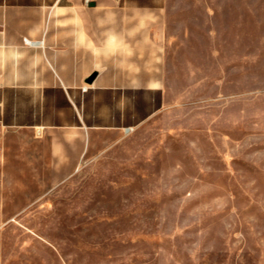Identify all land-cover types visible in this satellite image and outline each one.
<instances>
[{
  "label": "rangeland",
  "instance_id": "obj_1",
  "mask_svg": "<svg viewBox=\"0 0 264 264\" xmlns=\"http://www.w3.org/2000/svg\"><path fill=\"white\" fill-rule=\"evenodd\" d=\"M89 2L77 20L92 24L93 59L104 63L118 50L100 28L120 17ZM118 2L139 14L141 90L115 129L99 127L95 105L93 128H69L67 99L56 97L68 2L9 13L6 25L18 14L46 33L24 48L0 43V125L8 90L21 89L9 75L42 77L54 93L45 113L58 110L56 186L0 227V264H264V0ZM98 66L86 82L112 78L113 65Z\"/></svg>",
  "mask_w": 264,
  "mask_h": 264
},
{
  "label": "crops",
  "instance_id": "obj_2",
  "mask_svg": "<svg viewBox=\"0 0 264 264\" xmlns=\"http://www.w3.org/2000/svg\"><path fill=\"white\" fill-rule=\"evenodd\" d=\"M61 1L68 2L65 9L72 13L70 16L74 22L63 28L57 27L58 32L64 29V33L67 32L69 36L56 44V97L67 99L68 126L72 129L93 128V109L90 108L95 105L99 120L104 122L99 127L119 128L123 125L125 98L134 96L141 90L140 52L135 51L142 46L141 26L134 23V20L130 21V18L139 17V14L136 15L138 12L115 9V5H121L118 2L120 0L96 2L106 8L104 11L108 17H120L116 24H108L106 29L100 28L107 33L108 41L105 42L108 47L118 50L117 56L104 58V63L99 58L96 61L93 59L92 24L87 19L83 24L77 20V14L82 16V12L93 7L90 2L85 3L86 0H0V43L5 48H24L28 44L24 38L39 39L46 33L44 24L33 22L30 25V20L24 18L23 14V18L15 14L14 23L6 25L11 11L44 9L47 5H52V2H59L56 5V10L59 11L62 8ZM111 38L116 40L113 42ZM31 45L41 47L43 41H33ZM130 49L133 51H124ZM106 63L114 66L108 71L112 78L102 79L100 75L91 83L86 82V78L99 67L98 64ZM51 65L55 70V63L51 62ZM147 73L154 74L155 71ZM9 76L21 89L8 90L12 99L3 114L5 124L0 125V227L12 224L14 216L21 214L22 210L43 207L46 193L56 186L58 110L46 115L43 98L54 93L38 87L43 78L38 75L28 76V71L11 73ZM48 76L49 79H54L55 74ZM148 77L150 78V74ZM149 85L150 81L147 87ZM153 85L158 86L156 80ZM47 120H51V123L46 124Z\"/></svg>",
  "mask_w": 264,
  "mask_h": 264
},
{
  "label": "water",
  "instance_id": "obj_3",
  "mask_svg": "<svg viewBox=\"0 0 264 264\" xmlns=\"http://www.w3.org/2000/svg\"><path fill=\"white\" fill-rule=\"evenodd\" d=\"M95 76H96V74H93L92 76H90V78H88L87 82L91 83L94 80Z\"/></svg>",
  "mask_w": 264,
  "mask_h": 264
}]
</instances>
